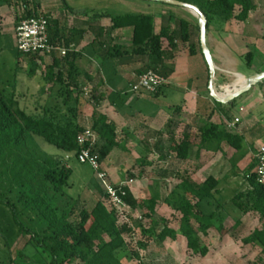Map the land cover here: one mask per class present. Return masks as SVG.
I'll return each instance as SVG.
<instances>
[{
    "label": "trees",
    "instance_id": "1",
    "mask_svg": "<svg viewBox=\"0 0 264 264\" xmlns=\"http://www.w3.org/2000/svg\"><path fill=\"white\" fill-rule=\"evenodd\" d=\"M21 1L17 0L18 3ZM181 1L195 4L205 13L208 19L207 30L216 21L225 24L233 20L245 22L256 9L255 0ZM29 2L25 0L28 10L18 18L17 25L31 16L49 17L50 40L58 47L56 27L61 22L60 18H54L34 7L30 8ZM63 2L67 5L65 0ZM237 8H240L239 13ZM93 16H107L111 20L109 27L101 25L100 19L89 23V29L96 37L93 45L97 48L110 49L114 39L107 33L132 28L131 57L142 60L147 57L150 60L142 73L153 69L166 79L169 78L174 67L166 60L175 58L176 48L180 43L192 46L195 36L203 51L199 23L188 19L164 16L162 29L156 33L153 14L95 13ZM173 20L175 27L171 25ZM64 44L67 48L70 46L68 42ZM113 48L122 49L120 45H114ZM124 52L129 50L124 49ZM66 54V58L62 59L55 56V51L42 55L27 54L19 50L18 67H22L24 58L29 63L28 74L32 78L37 77L45 56L52 55L54 58L53 63L47 65L42 72V95L34 102L33 108L22 104L24 95L17 92V86L11 94L0 88V203L10 210L19 231L24 236H30L27 243H33L39 250L48 252L49 264H73L78 261L81 264H124L118 254L126 243L125 233L130 229L120 225L117 212L107 203L108 195L102 183L93 180L98 199L92 209H83L80 217L74 219L78 203L68 192L73 186L71 178L74 170L63 156L43 150L38 141L40 138L58 150L74 153L80 163L78 155L84 147L78 138L88 126L99 136L94 152L98 154L101 164L113 150L122 145L117 124L99 110L97 101L90 125L80 121L83 86L79 83L78 57L68 51ZM244 57L251 67L255 58L254 51L250 50ZM18 75L19 73L16 76ZM53 96L55 103L48 104ZM176 128L175 119H170L165 125L168 137L164 138L159 133L160 139L154 146L161 154L163 163H169L172 159L177 160V165L163 166L158 172L161 178L176 182L166 202L179 212V228L187 240L188 248L196 255L207 256L210 248L202 245L201 234L206 236L215 227L220 232L229 234L244 227L240 218L235 219L231 227L225 225L224 212L231 204L232 208L242 213L254 212L264 219V185L258 182L254 172L256 164L245 173L246 187L240 188L230 202L218 200L216 209H211L221 179L210 175L205 180L198 181L192 173L181 171L178 166L191 161L193 151L199 157L205 148L215 144L226 143L240 151L244 148L245 138L218 124L200 125L195 132L187 129L179 135ZM139 162L142 165L151 164L145 159H140ZM124 190L127 192L126 202L132 209L141 210L142 218L153 219L158 215L160 192L155 191L151 197L139 199L130 186H125ZM169 237L177 238L174 227L167 226L157 240L164 242ZM234 237L237 238V235ZM243 240L246 245L261 246L264 254V228H256ZM258 260L262 261L263 258L259 257ZM0 264L5 263L0 259ZM138 264L146 263L140 261Z\"/></svg>",
    "mask_w": 264,
    "mask_h": 264
},
{
    "label": "rangeland",
    "instance_id": "2",
    "mask_svg": "<svg viewBox=\"0 0 264 264\" xmlns=\"http://www.w3.org/2000/svg\"><path fill=\"white\" fill-rule=\"evenodd\" d=\"M29 1L30 7H34L38 11H42L43 5L46 4L44 0ZM255 1L256 9L251 12L249 19L243 22L241 28L245 32L249 49L255 53L253 65L256 66L257 70H264V42L259 45V41L264 39V0ZM66 2L79 12L110 15L151 14L156 10L176 7L159 1L147 0H66ZM9 4L12 11L11 20L7 18L3 25H0V88L11 94L17 86V92H22L24 95L22 104L28 108H33L34 102L40 99L39 97L42 95L40 77L44 67L38 69L37 77L34 78L29 76V63L24 58H22V67H18L19 49L16 45L15 36L9 28L10 25L15 27L18 18L26 11V6L25 0L19 3L17 0H0L1 7H6ZM239 12L240 8H237V13ZM219 24L224 25L225 23L220 21L213 23L215 26ZM2 31L4 33H1ZM237 70L250 74L254 69L248 65L247 59L243 57L238 59ZM17 73H19L18 76H16ZM226 75L232 76L233 74L226 72ZM94 97L93 91H87L83 88L82 108L84 112L80 117V121L83 123L87 122V117L94 113L93 109L96 102ZM47 103L54 104L55 97H51ZM120 104L123 106L124 102ZM139 104L140 102L136 100L129 110L132 109V112H135ZM144 133L145 136L149 134L147 131ZM144 135L134 133L128 139L125 134H121L119 136L121 144L127 148H116L102 163V169L107 172L109 182L115 185L130 186L135 197L145 199L151 197L155 191L161 194L158 215L153 219L142 218L143 213L139 209L126 210L114 206L120 225L130 229L125 233L126 243L118 254L124 264H138L140 261L146 264H264L262 247L246 245L243 240L256 228H264V219L254 212L242 213L232 208L233 204L230 208L228 206L227 210L224 209L225 225L231 227L235 219L240 218L245 223L242 230L233 231L229 234L220 232L215 227L210 229L208 235L201 234L202 245L210 248V253L207 256L196 255L188 248L187 240L180 232L179 212L166 202V199L170 198L176 182L173 179L161 178L160 172H158L163 166L177 165V160L170 159L169 163H163L160 157L146 151L141 144ZM125 138L126 141H124ZM38 141L43 150L57 156H63L73 168L74 174L71 178L73 186L68 192L78 203L73 216L74 219H78L81 211L92 209L98 199L96 183L93 182V180L100 181L98 172L91 165L80 163L74 153L58 150L43 139L38 138ZM193 155L191 161L178 166L181 171L192 173L198 181L205 180L210 175H223L224 171L220 172L217 168L205 170V150L199 157L195 155L194 151ZM140 159H145L151 164L142 165L139 162ZM246 162L234 172H224L226 178L215 194L211 209H216L218 200L223 203L230 202L240 188L245 186V170L248 169V161ZM107 203L111 208L113 207L109 198ZM167 226L177 230V238L169 237L164 242H158V235ZM234 235H237V238ZM23 236L24 234L15 225L10 210L0 203V259L5 264H49L48 252L39 250L37 247H17ZM24 238L27 240L30 236ZM259 257H262L263 260L259 261ZM73 264H81V262L78 261Z\"/></svg>",
    "mask_w": 264,
    "mask_h": 264
},
{
    "label": "crops",
    "instance_id": "3",
    "mask_svg": "<svg viewBox=\"0 0 264 264\" xmlns=\"http://www.w3.org/2000/svg\"><path fill=\"white\" fill-rule=\"evenodd\" d=\"M44 2L46 4L43 5L41 12L60 18L61 21L56 27L59 45L55 50V56L65 59L67 54L62 53L63 49L77 55L79 83L83 88L93 91L99 110L117 124L120 135L125 134V137L130 139L134 133L144 135V131H147L148 137L144 135L141 144L146 151L160 157L161 154L154 144L160 139V134L164 138L168 137L165 125L170 119H175L178 135L187 129L195 132L200 125L218 124L244 136V148L238 151L226 143L205 148V170L217 168L220 172H234L248 161L246 173L257 164L258 151L264 145V83L253 86L228 103L217 101L210 90L209 64L200 50L198 37L195 36L192 46L180 43L176 48L175 58L166 60L174 67V72L157 93H135L132 91V85L150 60L147 57L144 60L131 57L132 28L107 33L114 39L110 49L97 48L93 45L96 37L89 29V23L100 19L101 25L109 27L111 25L109 17L98 18L93 16L95 13L79 12L68 3L66 5L63 0ZM11 13L10 4L6 7L0 6L1 26L5 19L11 20ZM151 14L155 16L156 33L161 31L164 16L168 15L199 23L195 13L182 6L167 7ZM242 24L241 21L233 20L224 25H212L207 30L208 46L217 67L214 87L221 95H228L232 91L227 90L230 85L235 89L242 87L245 84L242 78L264 72L257 70L254 65L251 66L254 70L250 74L237 70L238 59L243 58L250 50L245 32L241 28ZM171 25L175 27V20L171 21ZM16 26L17 24L15 27L10 25L9 28L14 36ZM66 42L70 44L68 48L64 44ZM263 42L264 39H261L259 45ZM114 45H120L122 49L113 48ZM124 49H128L129 52H124ZM53 59L52 55L45 56L41 67L45 69L47 65L53 63ZM56 71H59V68H56ZM226 72L233 75L227 76ZM136 100L140 104L138 109L132 112L129 108ZM121 102H124L123 106ZM83 112L81 108L82 115ZM237 118L240 122L236 123L235 128H231L230 124ZM91 121L92 116L87 117V122L84 123L90 125ZM124 147L121 145L119 149ZM224 172L220 176L214 175L221 179V183L226 178ZM246 184L247 182L244 187ZM24 237L20 239L17 247H36L33 243L28 244V239Z\"/></svg>",
    "mask_w": 264,
    "mask_h": 264
},
{
    "label": "built area",
    "instance_id": "4",
    "mask_svg": "<svg viewBox=\"0 0 264 264\" xmlns=\"http://www.w3.org/2000/svg\"><path fill=\"white\" fill-rule=\"evenodd\" d=\"M15 40L18 49L27 54H50L57 50V47L51 43L49 36V17L47 16H31L19 22L15 29ZM66 54V50H62ZM167 79L158 71L150 69L139 75L132 85V91L135 93L154 94L165 85ZM85 90L88 91L86 88ZM240 122L237 118L234 123L230 124L231 128L236 127V123ZM79 143L84 147L78 157L82 163H88L98 172V179L104 186L108 198L110 199L113 209L121 208L130 210L131 206L126 202L125 196L127 192L124 187L127 185H115L109 182L108 174L102 169V164L98 154L94 152V147L99 141V136L92 127L88 126L79 135ZM258 182L264 185V145L260 147L257 154V165L254 170ZM115 206V207H114Z\"/></svg>",
    "mask_w": 264,
    "mask_h": 264
},
{
    "label": "water",
    "instance_id": "5",
    "mask_svg": "<svg viewBox=\"0 0 264 264\" xmlns=\"http://www.w3.org/2000/svg\"><path fill=\"white\" fill-rule=\"evenodd\" d=\"M147 1H159L166 4H171L175 6H182L185 8L191 9L195 15L198 17L199 20V26L201 30V45L203 49V53L206 57V60L209 64L210 68V90L212 93V96L221 103H228L229 101L239 97L243 93L249 91L253 86L264 82V72L253 74L249 76L245 80V85L242 87L235 89L232 88V85L228 86V88L232 89V91L228 95H221L218 93L214 87L215 77L217 73V67L215 65L211 50L208 46L207 42V28H208V19L205 13L195 4L184 2L181 0H147Z\"/></svg>",
    "mask_w": 264,
    "mask_h": 264
},
{
    "label": "bare ground",
    "instance_id": "6",
    "mask_svg": "<svg viewBox=\"0 0 264 264\" xmlns=\"http://www.w3.org/2000/svg\"><path fill=\"white\" fill-rule=\"evenodd\" d=\"M242 76H243V75H242ZM240 77H241V76H240ZM241 78H242V77H241ZM245 79H246V78H245ZM245 79L242 78V80H244V81H245ZM242 82H243V81H242ZM244 83H245V82H244ZM236 86H238V85H236ZM242 86H243V85H242ZM234 87H235V86H234ZM227 90H228V91H231L230 88H228Z\"/></svg>",
    "mask_w": 264,
    "mask_h": 264
}]
</instances>
